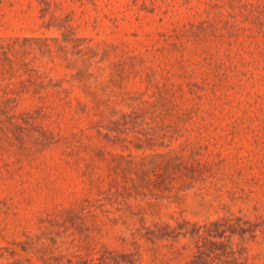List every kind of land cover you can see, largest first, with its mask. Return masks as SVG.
<instances>
[{"label":"rangeland","instance_id":"1","mask_svg":"<svg viewBox=\"0 0 264 264\" xmlns=\"http://www.w3.org/2000/svg\"><path fill=\"white\" fill-rule=\"evenodd\" d=\"M0 41L16 69L12 85L0 74V264H189L202 250L209 264H264V0H0ZM30 75L96 125L32 118L36 99H15L14 83ZM157 154L156 174L136 169ZM83 170L102 176L96 189ZM112 179L143 191L110 194ZM137 205L151 229L247 231L212 247L202 232L135 233L138 217L122 218Z\"/></svg>","mask_w":264,"mask_h":264},{"label":"trees","instance_id":"2","mask_svg":"<svg viewBox=\"0 0 264 264\" xmlns=\"http://www.w3.org/2000/svg\"><path fill=\"white\" fill-rule=\"evenodd\" d=\"M44 4L46 5L45 9H47L48 2L45 1ZM67 20L69 19L66 16L65 21ZM62 26L63 25H59V27H62ZM74 35H75L74 33H70V35L66 33H62L59 41L60 42H68V41L79 42L81 41V38H78ZM12 42H17V38L14 39ZM43 42H46V39ZM1 62L2 63L0 64V74L3 75L4 79L7 80L8 84L12 85L13 83L12 78L14 77L13 75L16 69L14 68L12 64V61L8 59L7 57H5L3 61L1 60ZM51 81H52L51 78H48L47 81L40 79L38 75L35 76L34 78L30 75L28 79L18 80L14 82L16 84L15 86H16V93H17V96L15 97V99H19L22 93H26L29 96L34 97L36 99V107L34 108L36 115L32 118H45L49 115H52L53 113L59 114L60 116H62L64 113H67L70 116V118H74V119H78L79 117H81V115H83L87 117L89 125L93 126V124H95L96 121L93 118L94 114L91 113L90 107L86 105L85 103H82L80 100H77V104L83 106L82 108L83 110H81L80 115H79L76 112L75 105L72 103L71 99L67 97L65 93L66 92L65 89L61 86H57L56 88H50V86H53V87L55 86V85H52ZM61 139L62 137L58 136L55 138L53 135H51L48 138L49 144L55 143ZM157 155H159L160 160L156 159L154 162V165L152 164V166H147L148 163H145L143 161L141 162V164H139L140 167L138 166V168L136 169L140 172L148 171V172H153V174H156V171H157L156 168L162 164V161L165 158L162 154H157ZM170 158H174V160L176 161V160H179L181 156L175 155ZM127 162L128 164L126 166V172L128 171V174H130L131 171L135 169L134 163L131 160ZM148 174L149 173H147L146 175ZM136 176L138 175L136 174ZM81 177H82V183L84 185V188L88 190L96 189L99 185L98 183H101L103 181L102 176H100L98 173L89 172L86 170H83L81 172ZM141 181H144V178H142ZM109 187H110V191H109L110 194L118 193L120 192V190H128V189H132L136 193H139V192L142 193L143 191L142 190L143 186L139 182H135V183L132 182L130 186L127 184L120 185V182L118 181V179H112L111 183H109ZM112 188H114V190L111 191ZM97 191L99 190L97 189ZM148 205L152 206L153 204L148 203ZM126 206L129 208V206L131 205L127 204ZM135 208L137 209L133 210L130 208L131 210L129 211V214L123 217L122 220L124 221L123 223H126L129 217L137 216L140 224H139V227L135 229V233L136 232L138 233L140 229H144L145 230L144 235L151 234L152 236H155L154 234H158L160 238H165V237H176L179 234H181L182 236L188 235L190 237L197 236L198 238H201V232H202L203 234H205V237H203V239H205L210 244V247H212V246L221 244L220 241L217 242L216 238H221L223 236H227L228 238H230L234 234L241 235L242 233L247 231V229L243 225H241L239 222L235 223V226L229 224L227 226L228 228L220 229V227L223 224L219 221H211L209 222L208 225L207 224L197 225L196 223H190L188 220H183L182 224L177 223L176 227L171 226L169 222H164V223L157 222L154 224L156 228L151 229L149 226H146L144 222L146 219L147 210H145L139 205H137V207ZM154 210L155 209H152V211L149 212V215H152V216L161 215V213L158 210L157 211H154ZM237 221L239 220L237 219ZM202 228L203 230H201ZM226 231L228 232L227 235H225ZM174 232H177V233L175 235H172ZM212 253H213V250L209 251L208 255L207 254L205 255L208 259L209 258L211 259L213 256L210 257V254ZM229 253L233 255V251L231 249ZM203 256H204V251L203 250L198 251L196 255H193L194 259L189 264H209L210 262L205 261ZM40 259L45 264H75L71 260L62 261L58 258H52V257L40 258ZM233 259H235L234 263L236 264L237 258L233 257ZM85 264H95V263L93 262V260H89V261L87 260ZM102 264L104 263L102 262ZM237 264H242V261L238 262Z\"/></svg>","mask_w":264,"mask_h":264}]
</instances>
